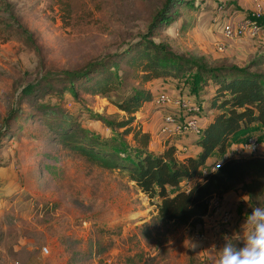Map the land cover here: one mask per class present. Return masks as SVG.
I'll return each instance as SVG.
<instances>
[{
	"label": "rangeland",
	"instance_id": "374dc122",
	"mask_svg": "<svg viewBox=\"0 0 264 264\" xmlns=\"http://www.w3.org/2000/svg\"><path fill=\"white\" fill-rule=\"evenodd\" d=\"M165 1L0 0V18L11 17L29 29L37 46H30L17 27L10 29L0 23V163L5 164L0 166V264H215L219 247L226 240L236 241L245 215L251 211L240 188L221 198L213 197L217 204L198 227L164 222L158 219L161 199L142 192L128 171L109 170L90 162L52 138L41 122L30 118L17 123L11 115L22 109L23 117H28L36 102H59L51 93L42 99L38 96L34 103L19 98L27 84L81 69L138 44L148 36L153 18ZM184 1L192 3L183 2L172 11L177 20L154 29L156 42H164L200 63L252 64V70L264 72L263 46L252 49L251 38L231 42L222 33L228 19L224 12L235 9L238 0ZM219 42L226 44L224 52L217 51ZM132 85L150 89L154 95L167 92L197 100L202 110L194 115L199 127L202 129L209 120L205 113L214 92L212 82L203 86L196 75L151 82L128 77L125 87L111 94L113 100ZM110 98L83 94L76 100L66 93L62 104L84 126L113 139L116 134L95 117L103 114L121 120L127 116ZM166 113L179 119L188 115L150 101L135 113L136 123L150 132L153 144L166 141V149L167 143L189 136V152L197 149L202 131L176 137L161 135ZM132 137L126 136L134 145ZM186 155L183 152L179 156ZM213 155L215 159L209 164L236 154ZM245 155L264 156V142L257 154ZM199 174L184 180L181 188L185 190L187 181H202ZM218 208L231 210L228 224L220 222ZM201 231L206 233L202 241L196 238Z\"/></svg>",
	"mask_w": 264,
	"mask_h": 264
},
{
	"label": "trees",
	"instance_id": "16d2710c",
	"mask_svg": "<svg viewBox=\"0 0 264 264\" xmlns=\"http://www.w3.org/2000/svg\"><path fill=\"white\" fill-rule=\"evenodd\" d=\"M182 3L190 5L192 2L166 0L155 14L148 36L138 44L104 60L90 62L81 69L65 70L27 84L19 98L33 102L38 96L42 99L44 94L51 93L59 102H36L34 112L28 117H23L22 109L14 110L11 115L17 123L30 118L41 122L48 127L52 138L90 162L109 170L128 171L142 192L161 199L157 206L159 220L198 227L204 223L211 199L221 198L236 188L243 191L251 208L264 207V156L224 159L216 171L205 180L197 181L189 192L181 188V183L196 177L213 154L226 156L233 142L246 140L248 137L238 140L241 130L252 124L264 127V72L252 70V64L242 67L227 63L214 66L200 63L175 52L164 42H156L154 29L164 22L177 20L172 11ZM0 23L10 29L17 27L25 35L26 42L37 48L35 36L29 29L11 21V17L0 18ZM188 75H196L203 86L212 82L214 92L208 99V111L205 113L209 120L202 127V138L197 142L200 152L180 159L173 143H167L163 151H152L150 132L136 123L135 113L155 96L152 90L132 85L117 100H113L115 97L111 94L124 88L128 77L151 82ZM66 93L76 100L83 94L111 97V101L127 116L121 120L103 114H95V117L117 137L108 139L79 122L62 104ZM129 134L133 136L134 145L127 141ZM259 136L264 142V135ZM4 165L0 163V166Z\"/></svg>",
	"mask_w": 264,
	"mask_h": 264
},
{
	"label": "built area",
	"instance_id": "2783aa9c",
	"mask_svg": "<svg viewBox=\"0 0 264 264\" xmlns=\"http://www.w3.org/2000/svg\"><path fill=\"white\" fill-rule=\"evenodd\" d=\"M219 10L224 11L223 6L219 7ZM264 32V6L259 4L255 9H253L250 14L237 21L234 25L230 21H226L222 27V33L224 37L229 41L242 40L247 37H256L259 34ZM217 51L224 52L227 48L226 44L223 42L217 43ZM225 49V50H224ZM152 103L157 107L160 106H170L172 108H177L184 112H188V115L182 119L177 118L173 113H166L162 116L161 120V135H166L167 137H176L183 136L189 133H201L202 129L199 127L198 120L194 117L195 113L201 112V106L193 99H185L176 97L167 92H160L154 96ZM193 113V114H192ZM193 116V117H192ZM263 142L261 141L260 136L252 135L249 136L246 140L240 142L235 148V158L246 157L245 154H257L262 148ZM176 147L177 156L183 152H187L189 149L187 146H178ZM223 163V160H219L213 164H205L201 167L199 173L200 180H205V178L212 172L216 171ZM197 174V176H198ZM191 180V179H190ZM199 180H196V182ZM195 182V183H196ZM192 181H187L185 183V190L189 192L193 185L195 184ZM217 204L215 200H211L210 212L214 208V204ZM220 222L222 224H228L230 222L232 212L229 209H219ZM84 225L87 226L88 223L85 221ZM206 233L203 231L196 234L198 240L206 239ZM45 251L48 249L45 247Z\"/></svg>",
	"mask_w": 264,
	"mask_h": 264
},
{
	"label": "clouds",
	"instance_id": "9594fccd",
	"mask_svg": "<svg viewBox=\"0 0 264 264\" xmlns=\"http://www.w3.org/2000/svg\"><path fill=\"white\" fill-rule=\"evenodd\" d=\"M215 264H264V207L246 213L236 241L219 247Z\"/></svg>",
	"mask_w": 264,
	"mask_h": 264
},
{
	"label": "crops",
	"instance_id": "0c3cea01",
	"mask_svg": "<svg viewBox=\"0 0 264 264\" xmlns=\"http://www.w3.org/2000/svg\"><path fill=\"white\" fill-rule=\"evenodd\" d=\"M238 5H234L235 9L230 10V12L226 13L224 12V14L228 15V19H225L226 21H230L232 22L234 25H236L237 21L245 18L248 16V13H250L253 9H255L259 4L264 6V0H238ZM247 12V13H246ZM232 17V19H231ZM234 17V19H233ZM251 38L248 42H250L252 49H255L257 46H259L258 48H261L260 46L264 47V32L259 34L256 37H249ZM243 40V39H242ZM229 41V40H228ZM233 44V43H231ZM204 100L208 99V96H204ZM251 135H264V127L259 126V124H252L248 127H246L245 129L241 130L240 132V136H238V140L241 138H245V137H249ZM192 138L188 137H183L181 139H178L177 141H174L173 144L174 145H181V146H187L188 147V151H187V155L186 156H178L180 159H184L185 157L189 156V155H196L200 152L199 146H197V149H193L191 152L190 149V145L187 144L186 142H189ZM158 143V144H157ZM172 143V142H171ZM240 142L237 143V141L233 142L231 144V146L228 148V151L226 153V155H232V153L234 152L235 148L237 147V145ZM165 145H166V141H156L155 144L151 143L150 144V149L154 152H160L163 151L165 149ZM189 152V153H188ZM246 156V155H245ZM215 156L212 155L206 162V164L211 163L212 159ZM229 158H233V157H229Z\"/></svg>",
	"mask_w": 264,
	"mask_h": 264
}]
</instances>
